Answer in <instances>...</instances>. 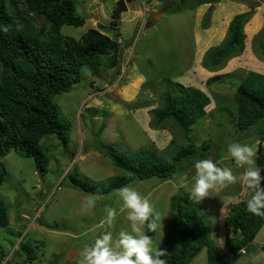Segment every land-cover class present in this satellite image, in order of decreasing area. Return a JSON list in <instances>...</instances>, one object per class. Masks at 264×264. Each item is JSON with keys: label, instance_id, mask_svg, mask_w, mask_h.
Wrapping results in <instances>:
<instances>
[{"label": "rangeland", "instance_id": "rangeland-1", "mask_svg": "<svg viewBox=\"0 0 264 264\" xmlns=\"http://www.w3.org/2000/svg\"><path fill=\"white\" fill-rule=\"evenodd\" d=\"M197 1L132 0L113 24V1L77 0L76 12L85 17V22L81 26L65 24L61 32L80 38L90 27L108 34L119 29L120 71L85 64L80 69V82L54 98L72 126L66 145L52 135L42 138L41 144L48 147L50 156L47 172L42 174L33 158L14 150L1 158L8 175L0 185V197L8 206L9 223L0 227V264H81L83 250L105 232H112L115 240L120 231H130L119 189L98 195L79 190L70 182L74 170L97 183L122 173L103 155L99 140L120 150L153 146L168 158L181 143L200 145L209 141L205 156L183 159L171 178L153 176L125 185L149 199L164 217L163 226L170 197L190 193L197 160L210 158L240 175L244 169L229 157L228 145L247 143L264 151V117L247 129H238L233 99L236 86L249 71L264 74V0ZM240 13L248 14L243 24V50L219 66L208 64V53L225 40L229 21ZM33 17L37 25L45 22L38 14ZM91 79L96 85L90 83ZM176 81L202 89L211 99L206 114L192 125L185 139L169 120L156 125L150 110L159 105L161 92L173 91ZM146 101L150 105H145ZM139 103L145 107L135 109ZM66 173L69 175L64 178ZM181 175L188 181L178 189ZM250 191L238 181L210 190L209 197L200 202L210 219V238L215 244L224 248V216ZM229 196L231 202L226 199ZM90 198L96 201L91 209L85 207ZM106 208L117 211L111 224L107 223ZM24 239L40 245L35 259L27 260L18 249ZM153 240L157 248L163 243L159 233ZM262 245L264 224L243 250L228 254L227 260L230 264H264ZM188 264H208L206 248L199 249Z\"/></svg>", "mask_w": 264, "mask_h": 264}, {"label": "trees", "instance_id": "trees-1", "mask_svg": "<svg viewBox=\"0 0 264 264\" xmlns=\"http://www.w3.org/2000/svg\"><path fill=\"white\" fill-rule=\"evenodd\" d=\"M131 1L115 3L111 12L113 24L126 9V3ZM208 1L198 0L197 4ZM76 5L77 0H0V185L8 175L1 158L10 150L33 158L35 168L43 174L48 170L50 156L48 147L41 144L42 138L52 135L62 144H67L72 124L62 114L54 98L80 82L83 65L93 63L120 71L119 29L108 34L100 28L90 27L80 38L61 32L65 24H84L85 17L76 12ZM33 14L44 17L45 22L37 25ZM247 15L236 14L229 21L225 40L208 53V64L219 66L243 50L246 36L243 24L248 19ZM207 20L204 26H207ZM216 77L208 79V82ZM90 83L95 84L96 81L91 79ZM172 87L173 91L161 92L159 105L150 110L156 125L169 120L185 139L192 125L206 114L211 99L202 89L192 85L176 81ZM233 99L238 129H247L263 118L264 74L249 71L236 86ZM137 105L135 109L145 107L142 103ZM103 126L104 123L100 131ZM99 142L104 149L103 155L122 173L100 183L79 175L77 170L74 174L64 175V178L69 175L73 187L98 195L118 190L134 180L153 176L171 178L182 166L183 159L203 157L210 147L209 141L200 145L184 142L168 158L153 146L120 150L110 143ZM256 163L264 168V151L258 154ZM261 176H264V171ZM261 187H264V181ZM251 194L250 191L225 214L224 248L210 238V219L201 203H195L189 192L173 194L163 227V243L158 248L165 249L167 254L160 258L166 264H188L197 251L205 247L208 264H230L227 255L243 250L264 224V217L247 210ZM8 223V206L0 197V227H6ZM148 235L154 238L155 233ZM39 246L37 241L31 244L24 239L20 240L18 249L26 254L27 260H32L36 258ZM261 249L264 251V245Z\"/></svg>", "mask_w": 264, "mask_h": 264}, {"label": "clouds", "instance_id": "clouds-1", "mask_svg": "<svg viewBox=\"0 0 264 264\" xmlns=\"http://www.w3.org/2000/svg\"><path fill=\"white\" fill-rule=\"evenodd\" d=\"M229 157L235 165L243 168L240 175H235L229 167H220L212 159H200L194 164L195 175L190 188V197L200 203L209 197L210 190L223 189L238 181L251 190L247 200V210L253 215L264 217V187L261 182L264 168L256 163L258 147L247 143L232 142L227 147ZM188 178L181 175L177 188H184ZM122 201V210H126L130 231H120L114 240L112 232H105L93 244L83 250L81 264H166L164 259L167 251L154 245L153 237L148 233H159L163 237V216L154 210L148 198L142 196L135 188L124 186L118 190ZM231 202L232 197L226 198ZM95 199H89L86 208L95 206ZM107 223L111 224L117 216L113 208H106Z\"/></svg>", "mask_w": 264, "mask_h": 264}, {"label": "built area", "instance_id": "built-area-1", "mask_svg": "<svg viewBox=\"0 0 264 264\" xmlns=\"http://www.w3.org/2000/svg\"><path fill=\"white\" fill-rule=\"evenodd\" d=\"M111 1H113L114 3H116V2L119 1V0H111Z\"/></svg>", "mask_w": 264, "mask_h": 264}, {"label": "water", "instance_id": "water-1", "mask_svg": "<svg viewBox=\"0 0 264 264\" xmlns=\"http://www.w3.org/2000/svg\"><path fill=\"white\" fill-rule=\"evenodd\" d=\"M258 152H260V149L258 150Z\"/></svg>", "mask_w": 264, "mask_h": 264}]
</instances>
